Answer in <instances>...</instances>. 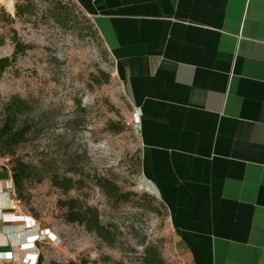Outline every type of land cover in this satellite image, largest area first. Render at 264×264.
Returning <instances> with one entry per match:
<instances>
[{"label":"crops","instance_id":"obj_1","mask_svg":"<svg viewBox=\"0 0 264 264\" xmlns=\"http://www.w3.org/2000/svg\"><path fill=\"white\" fill-rule=\"evenodd\" d=\"M138 116L181 264H264V0H76ZM0 172V264L34 259Z\"/></svg>","mask_w":264,"mask_h":264},{"label":"rangeland","instance_id":"obj_2","mask_svg":"<svg viewBox=\"0 0 264 264\" xmlns=\"http://www.w3.org/2000/svg\"><path fill=\"white\" fill-rule=\"evenodd\" d=\"M11 2L10 8L0 3L14 20H0V58L13 52L12 29L31 49L0 76V125L4 106L18 97L28 106L19 126L30 130L14 156H0V162L20 160L31 167L21 195L15 193L19 215L35 226L30 233L37 264H142L148 244L158 247L165 264H181L164 207L140 185L134 113L91 18L76 0ZM16 5L31 14L17 18ZM54 177L70 180V188L54 186ZM98 183L127 196L108 197ZM71 200L76 210L97 212L107 239L66 222L65 203Z\"/></svg>","mask_w":264,"mask_h":264},{"label":"trees","instance_id":"obj_3","mask_svg":"<svg viewBox=\"0 0 264 264\" xmlns=\"http://www.w3.org/2000/svg\"><path fill=\"white\" fill-rule=\"evenodd\" d=\"M25 14L30 15V8L25 5H16V17L22 18ZM0 20L4 23L11 24L13 19L0 7ZM11 41L13 44V52L10 57L0 58V76L9 68L12 63L15 62L18 56L24 55L26 51L31 47L17 38L16 32L12 29ZM4 44V37L0 34V46ZM28 110V106L25 101L18 97H13L3 109V119L0 125V156H14L16 149L26 141L27 134L30 130L29 126L24 124L19 126V120L21 116ZM9 166V165H8ZM11 179L13 181L14 189L17 195H21L23 190V183L31 175V167L23 161L16 160L11 166H9ZM54 186L62 188L64 190L70 188V180L63 179L60 181L58 177L52 179ZM98 186L104 191L106 196L111 198L125 199V194L118 193L115 185L110 183H98ZM17 196V197H18ZM67 206V213L65 220L68 223H77L83 225L85 230L89 233H96L99 238L107 239L106 235L110 233L106 231V228L100 224L97 212L95 210L86 209L85 211L76 210L77 203L75 200H71L65 203ZM142 264H165L161 253L156 245L148 244L143 248Z\"/></svg>","mask_w":264,"mask_h":264},{"label":"built area","instance_id":"obj_4","mask_svg":"<svg viewBox=\"0 0 264 264\" xmlns=\"http://www.w3.org/2000/svg\"><path fill=\"white\" fill-rule=\"evenodd\" d=\"M137 122H138V116H135L134 117V123L136 124ZM2 171H5L10 175V178L6 181V192H7V194L12 195V197L10 199H8V207L13 211L18 212L19 208H20L21 201L16 196L13 181L11 179L10 169H9V166L6 162H0V172H2ZM18 217H20V219H22L23 227L26 229L27 232H30L33 230V228L35 226L29 225V223H30V220H28L29 218H27L25 216H21V215H19ZM32 251L35 255L34 259L26 256L27 258L23 260L25 264H37L38 255H37V253H35L34 249H32Z\"/></svg>","mask_w":264,"mask_h":264},{"label":"bare ground","instance_id":"obj_5","mask_svg":"<svg viewBox=\"0 0 264 264\" xmlns=\"http://www.w3.org/2000/svg\"><path fill=\"white\" fill-rule=\"evenodd\" d=\"M11 1L12 0H0V3L6 5V6H8L10 8L11 5H12Z\"/></svg>","mask_w":264,"mask_h":264}]
</instances>
